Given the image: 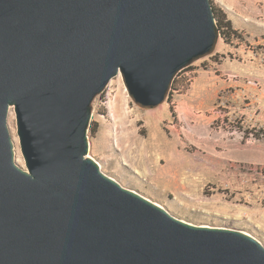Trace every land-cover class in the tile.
Instances as JSON below:
<instances>
[{
    "label": "water",
    "instance_id": "1",
    "mask_svg": "<svg viewBox=\"0 0 264 264\" xmlns=\"http://www.w3.org/2000/svg\"><path fill=\"white\" fill-rule=\"evenodd\" d=\"M220 39L211 0H0V264H264L254 236L185 222L90 155L112 79L157 107Z\"/></svg>",
    "mask_w": 264,
    "mask_h": 264
},
{
    "label": "rangeland",
    "instance_id": "2",
    "mask_svg": "<svg viewBox=\"0 0 264 264\" xmlns=\"http://www.w3.org/2000/svg\"><path fill=\"white\" fill-rule=\"evenodd\" d=\"M224 2L244 40L221 38L214 52L178 73L157 107L135 103L116 76L93 103L90 155L175 217L241 230L264 245V0ZM8 126L25 167L14 109ZM157 173L174 182H157Z\"/></svg>",
    "mask_w": 264,
    "mask_h": 264
},
{
    "label": "trees",
    "instance_id": "3",
    "mask_svg": "<svg viewBox=\"0 0 264 264\" xmlns=\"http://www.w3.org/2000/svg\"><path fill=\"white\" fill-rule=\"evenodd\" d=\"M212 5L217 26L220 30L221 38L225 41V43L231 44L234 40H244L243 32L235 28L233 21L229 18L226 11L219 4H216L213 0ZM171 111L173 112L172 108ZM92 131L93 133H95L97 130L93 129Z\"/></svg>",
    "mask_w": 264,
    "mask_h": 264
},
{
    "label": "bare ground",
    "instance_id": "4",
    "mask_svg": "<svg viewBox=\"0 0 264 264\" xmlns=\"http://www.w3.org/2000/svg\"><path fill=\"white\" fill-rule=\"evenodd\" d=\"M122 98V97H121ZM114 111H115V115H117L118 117H121V115L123 114H121V108H120V105H119V103H116L115 105H114V109H113ZM114 115V116H115ZM113 116V117H114ZM114 119H116V118H114ZM14 141V140H13ZM14 143H15V141H14ZM144 155V154H143ZM141 156V158L139 159V164H141V165H144L145 164V156ZM157 168V167H156ZM170 171V170H169ZM161 172H164V171H161ZM174 175V174H173ZM177 175V174H176ZM154 178L157 180V182H161V183H167V182H171V180L173 181V179H175L171 174L170 175H167V173L166 174H159L158 175V173L156 174V175H154ZM174 182V181H173Z\"/></svg>",
    "mask_w": 264,
    "mask_h": 264
},
{
    "label": "crops",
    "instance_id": "5",
    "mask_svg": "<svg viewBox=\"0 0 264 264\" xmlns=\"http://www.w3.org/2000/svg\"><path fill=\"white\" fill-rule=\"evenodd\" d=\"M217 2L220 4V6L226 11L227 14L228 13V7L226 5V3L224 2V0H217Z\"/></svg>",
    "mask_w": 264,
    "mask_h": 264
}]
</instances>
